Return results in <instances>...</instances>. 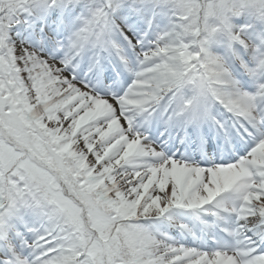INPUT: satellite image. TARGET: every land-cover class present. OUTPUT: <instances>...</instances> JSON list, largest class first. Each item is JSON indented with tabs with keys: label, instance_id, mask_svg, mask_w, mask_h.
<instances>
[{
	"label": "snow or ice",
	"instance_id": "6c2138e0",
	"mask_svg": "<svg viewBox=\"0 0 264 264\" xmlns=\"http://www.w3.org/2000/svg\"><path fill=\"white\" fill-rule=\"evenodd\" d=\"M0 264H264V0H0Z\"/></svg>",
	"mask_w": 264,
	"mask_h": 264
}]
</instances>
